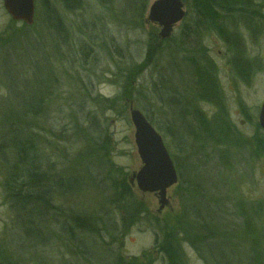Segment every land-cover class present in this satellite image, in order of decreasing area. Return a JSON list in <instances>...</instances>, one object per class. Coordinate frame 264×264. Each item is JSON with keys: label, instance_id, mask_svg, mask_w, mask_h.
Segmentation results:
<instances>
[{"label": "rangeland", "instance_id": "obj_1", "mask_svg": "<svg viewBox=\"0 0 264 264\" xmlns=\"http://www.w3.org/2000/svg\"><path fill=\"white\" fill-rule=\"evenodd\" d=\"M155 1L81 0L82 7L65 12L58 0H35V22L30 28L13 21L0 0V134L15 124L33 145L51 181H79L73 195L54 194L52 202L61 212L84 219L92 216L93 222L99 216L110 220L106 223L115 229L112 236L85 239V248L95 258L105 251L108 264H217L215 259L221 254L228 264H247L254 251L264 249V242L259 241L264 237V131L258 123L264 101V0H252L255 5L250 14L255 19H250L248 29L238 20L231 21L228 32L236 37L232 45H226L213 31H204L201 37L202 58H208L215 69L217 103L201 102L196 107L206 121L228 129L230 138L222 146L225 152L210 143L198 148L187 136L173 144L169 135L157 129V123L162 126L168 120L151 89L162 72L167 75L165 69L171 61L178 62L174 67H178L175 80L179 89L193 97L188 88L190 75L180 66V59L186 57L177 43L181 28L194 15L191 0H182L186 19L173 28L168 39L161 40L160 28L148 21L149 7ZM48 6L60 12L66 31L52 28ZM236 53L241 63L245 60L251 65L246 81L234 70ZM130 108L148 115L174 163L178 181L167 190L169 204L161 211L157 195L140 193L132 181L142 163L134 143ZM10 114L16 118L14 122L8 120ZM227 153L230 165L224 167L218 155ZM11 155L14 150L8 146L0 156V250L6 248L20 264H33L34 260L75 264L73 251L60 247L54 219L53 233L44 242L48 247L23 239L9 241L10 232L5 229L12 216L3 182L12 166ZM112 184L114 189L122 187L132 194L124 202L134 203V210L141 212L131 215L129 206L125 210L110 206ZM197 190L203 197L200 200L191 195ZM220 196L225 204L220 209L219 227L212 220L202 221L203 214L199 226L195 225V216L187 211L192 203ZM242 208L250 213L251 227L260 229L259 235L254 229L252 239L244 238ZM185 211L188 216L183 215ZM229 229L237 235L223 239L221 234ZM207 231L225 243L213 247L218 252L209 244L213 239L205 235ZM35 245L38 247L32 249ZM164 251L175 259L171 262Z\"/></svg>", "mask_w": 264, "mask_h": 264}, {"label": "trees", "instance_id": "obj_2", "mask_svg": "<svg viewBox=\"0 0 264 264\" xmlns=\"http://www.w3.org/2000/svg\"><path fill=\"white\" fill-rule=\"evenodd\" d=\"M99 1L103 2L104 0ZM253 1H190L194 19L181 28L177 47L179 52L183 53L186 57V59H180V62H182L180 66L185 67L186 73L190 75L188 88L193 97L188 98V96L179 89L175 80L177 73H179L178 67H174L178 62L175 63L174 61H171L170 63L172 65L165 69L167 75H165V71L162 72L159 79H157L152 85L151 89L153 97L157 100L159 107L163 108L162 112H164L163 114L168 120L166 124H162V126L157 123V129L169 135L173 144L177 143L178 139H181V142L183 139L185 141V137L187 136L195 141L194 145H198V148L201 147L203 149L205 144L210 143L212 145L211 147L225 152L224 147L222 146H224L223 144H225V141L227 142L230 138L228 129L221 123L206 121L201 115L200 110L196 107V105L201 102L217 103L216 90L218 83L216 80L215 69L213 65L209 63L208 58H202L204 54L201 51V37L204 31H213V33L218 35L220 40L226 45H232L236 40V37L230 35L231 33L228 32L230 30L229 25L231 21L238 20L239 25L243 24L244 27L248 29L250 24H252L251 20L255 19L254 16L250 14V9L255 5V2ZM58 2L61 5L62 10L64 9L65 12L73 11L78 6L82 7L81 0H58ZM145 4L146 3L142 4L143 8ZM46 12L47 17L50 18L49 23L56 32L66 31L64 28L65 26L60 22V17L58 16L60 12L56 8L48 6ZM149 50L151 49L149 48ZM199 55L200 58L198 60L196 56ZM236 55V58L238 57L237 61L232 65L238 76L246 81L252 70L251 65H248L245 60L241 63L239 53H236ZM193 100L194 104H192ZM32 101L33 99H31V102ZM164 105L166 109L164 108ZM28 109L32 110L33 108ZM33 112L35 113L36 110H33ZM15 119L16 118L10 114L8 120L14 122ZM146 119L149 121L147 114ZM195 123H197V125ZM14 126L15 124L10 126V129H7L0 134V156L2 151L4 152L8 146L14 150V156L11 155L13 158L12 166L11 168H8L6 178L3 182V187L7 194L6 201L12 216L11 225H9L8 229H5V232H10L8 235L9 241L11 242V239L13 242L14 240L18 241L23 239L22 242H31L32 245L33 242H39L44 244V247H48L50 245L44 242H46L47 238L53 233L52 222L54 219V224L56 223V229H54V231L56 230L55 234H57L62 241L60 247L65 249V251H73L75 254L73 256L75 262L77 261L75 264H108L106 259H104L105 251H101V248H99V250L103 254L96 258L93 253L87 251L85 248V239L100 236L103 238L112 236L115 229L112 230L106 223L110 220L105 218L100 219L99 216L98 221L93 222L92 220L94 218L92 216H87L84 219L81 216L73 214L67 215L65 212H61V209L58 206H55L52 202L54 194L73 195L74 193L72 189H76L75 186L78 185L79 181L77 180L73 183L72 180H69L68 182H65L61 178H55L51 181L52 179L49 177V173L44 171L43 163L39 162V159L35 156V149L33 145H31V142H28L25 140L26 138L24 139L21 136L22 132H20L21 130L18 126L19 129H16ZM227 155L228 153L226 155L223 154L222 157L218 155L220 164L224 165V167L230 165V162L228 163L226 157ZM6 158H9L8 155ZM90 174L92 177L95 176L93 171H90ZM96 179L97 178H95V180ZM114 187H116L115 184L110 186L112 191V196L108 200L110 206H115L116 208L121 207L122 210H125V207L129 206L131 215L141 212L140 209H137L139 211L134 210V203L131 205L124 202L127 199V196L132 194L125 191L122 187H120L121 189H114ZM59 190L60 192H58ZM191 193V195L195 196V199L200 200L203 198L199 193V190ZM223 198V196H220L219 198H213V200L206 199L204 201L192 203L194 206L187 211H190V215L193 217L195 216L196 222L194 224L199 226L197 223H200L199 218H201L203 214L202 221L208 222L212 220L216 227H219L218 221H220V209H222L225 204ZM188 201L189 200H187V202ZM246 210L247 209L242 208L239 215L240 218L243 219V225L246 226L243 228L244 238L245 240H248L254 238V229H257L258 235L260 234V229L259 227H251L250 224L253 223H251L252 220L250 219V213ZM70 213L72 212L70 211ZM183 215L188 216L186 211ZM11 226L14 227L17 232H11ZM185 230L188 229L185 227ZM216 230H218V228H216ZM231 231L232 230L229 229L227 233L221 234V237H223V239L231 240V238H234L237 235V231L233 233H231ZM249 232L252 234H248ZM205 235L212 237L211 240H213L209 242V244H212V249H215L219 242H221L222 246L225 244L217 239L216 234L214 235L215 238L208 231ZM263 239L264 237L262 236L261 240H259L262 244L264 242ZM203 243L205 242L203 241ZM167 246L168 245H165V247ZM3 247L5 248V246ZM34 247L36 248L38 246H31L32 249ZM5 249L2 248L0 250V264H14L15 259L17 260V258L13 259L7 249ZM255 249H258V245H256ZM215 251L218 252L216 249ZM166 254L171 257V262L175 259L172 255L168 253ZM251 256L253 257L247 264H264L263 248L254 251ZM79 257L81 258L80 260ZM32 263L39 264L35 260ZM215 263L228 264L225 258H221V254H218ZM18 264L20 263L18 262Z\"/></svg>", "mask_w": 264, "mask_h": 264}, {"label": "water", "instance_id": "obj_3", "mask_svg": "<svg viewBox=\"0 0 264 264\" xmlns=\"http://www.w3.org/2000/svg\"><path fill=\"white\" fill-rule=\"evenodd\" d=\"M4 10L15 22L31 26L34 21V0H2ZM186 12L181 0H158L148 10V21L160 28L159 38L168 39L173 28L185 18ZM130 121L134 127V143L142 167L133 174L140 193L157 195L159 210L168 206L167 190L177 183V174L172 160L159 133L152 127L145 116L130 108ZM258 121L264 131V102L261 105ZM264 170V158L262 163Z\"/></svg>", "mask_w": 264, "mask_h": 264}]
</instances>
